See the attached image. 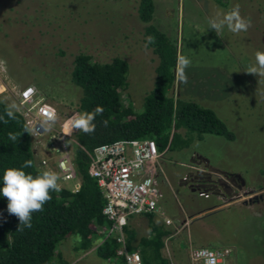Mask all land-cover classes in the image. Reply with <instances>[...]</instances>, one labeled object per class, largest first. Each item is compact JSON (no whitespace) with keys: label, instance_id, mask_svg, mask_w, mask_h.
<instances>
[{"label":"rangeland","instance_id":"374dc122","mask_svg":"<svg viewBox=\"0 0 264 264\" xmlns=\"http://www.w3.org/2000/svg\"><path fill=\"white\" fill-rule=\"evenodd\" d=\"M138 1L0 0V61H4L0 64V98L8 106L15 104L17 111L18 92L34 87L37 98L56 109L57 117L48 127L49 133L41 139L31 136L37 162L47 158L49 170L56 172L54 158L49 157L50 136L61 121L76 114L81 95L70 80L77 54H88L100 63L115 57L126 60L127 88L120 93L121 100L134 113L142 111L143 97L153 89L156 60L151 49L144 47L145 25L137 16ZM247 1L236 0L234 4H239L242 17L252 15V26L239 34L225 28L217 35L208 28V18L233 5L226 9L214 0H154L153 24L175 43L177 55L183 54L192 61L186 70L187 83L178 82L174 69L172 95L211 109L234 136L230 141L204 135L186 149L172 144L162 153L158 169L161 179L167 182L156 181L161 198L159 213L153 216L171 219L172 229L179 219H187L215 199L212 193L205 192L209 197L204 198L199 194L202 190L189 187L197 169L200 174H217L219 177L210 174L215 180L228 181L227 178L238 176L244 182L240 191L231 184L233 193L225 200L243 197L244 192L252 193L250 196L264 194V78L245 72L255 63V52H264V17L247 7L251 6ZM67 147L71 149L70 143ZM58 183L61 188L69 187L60 180ZM258 201L262 204L259 227L257 218L254 221L244 211L242 219L231 209L219 212L213 219L223 234H238L240 220L248 218L250 232L245 252L229 256L235 264H264V200ZM172 229L171 237L164 241L162 255L171 264H191L188 245H180V237ZM134 230L136 243L148 233L146 219ZM94 232L99 237L104 230ZM100 242L96 238L90 249L82 250L79 239L69 236L58 251L69 264H108L95 254ZM177 243L182 253L176 252Z\"/></svg>","mask_w":264,"mask_h":264},{"label":"trees","instance_id":"16d2710c","mask_svg":"<svg viewBox=\"0 0 264 264\" xmlns=\"http://www.w3.org/2000/svg\"><path fill=\"white\" fill-rule=\"evenodd\" d=\"M214 1L226 9L236 2L231 5V0ZM247 3L251 4L247 7L254 8L255 13L264 17V0L262 4L260 0H248ZM154 8V0H139L136 9L138 19L145 25L144 36L152 35L156 41L148 45L156 60L153 89L143 97L140 113L125 107L121 100L120 93L127 88L129 65L126 60L115 57L100 63L85 53L74 57L70 80L81 93L76 114L92 112L97 106L104 109L93 121V133L73 131L71 135L72 158L80 188L76 193L66 188H61L58 193L51 191L52 198L43 206L44 210L32 213L31 228L21 225L22 231L17 230L18 218L7 211V199L0 195V264H69L58 251L59 245L69 236L79 239L82 250L90 249L96 238L101 239L95 249L96 256L108 264H125L117 255V241L106 237L105 231L99 237L94 232L107 226L102 213L106 201L96 180L89 175L94 149L119 140L151 139L162 154L172 144L177 149H186L194 139L200 141L204 135L234 139L211 109L172 95L177 48L166 33L153 24ZM7 107L0 98V115H5ZM15 116L16 119L9 120L7 124L0 121V187L3 186L4 170L21 168L26 160L33 161V167L22 169L26 173L35 176L45 170L36 160L30 131L22 115L15 111ZM103 121H107L106 126ZM10 132L19 136L16 142L8 138ZM214 180L210 174H198L190 183L214 194ZM144 217L148 235L136 243L135 230L129 224L124 228L126 251L139 253L142 264H171L162 255L170 230L157 224L153 215Z\"/></svg>","mask_w":264,"mask_h":264},{"label":"built area","instance_id":"2783aa9c","mask_svg":"<svg viewBox=\"0 0 264 264\" xmlns=\"http://www.w3.org/2000/svg\"><path fill=\"white\" fill-rule=\"evenodd\" d=\"M19 112L29 128L30 135L41 139L49 133L45 117L56 109L37 98L34 87H26L18 92ZM72 117L58 124V128L50 136L49 157L54 158L59 180L67 184V188L76 193L80 188V180L76 173L72 158L73 130L70 129ZM70 143L71 149H68ZM154 140H119L94 149L89 166V175L97 182L106 201L102 211L107 221L105 236L114 238L118 245L117 255L125 264H142L139 253H128L124 243V228L129 219L137 216L155 215L159 213L161 192L157 187L158 160L161 158ZM40 166L50 169L47 158L40 160ZM208 198L205 192L199 193ZM171 225L170 220H165ZM221 256L210 249H193L191 260L196 264H220Z\"/></svg>","mask_w":264,"mask_h":264},{"label":"clouds","instance_id":"9594fccd","mask_svg":"<svg viewBox=\"0 0 264 264\" xmlns=\"http://www.w3.org/2000/svg\"><path fill=\"white\" fill-rule=\"evenodd\" d=\"M208 28L214 30L216 34L223 32L225 28L234 34L246 32L251 26V18L242 17L240 14L239 4L234 5L229 10H217L214 16L207 20ZM155 37L149 35L146 37L145 49L148 45L154 44ZM4 61H0V64ZM192 61L183 54H178L176 58L175 73L179 83H187L186 70L191 66ZM247 74L264 78V52H255V63L249 65L245 71ZM16 105L10 104L5 109V115H0V121L7 124L9 120H15ZM104 109L97 106L92 112L77 113L72 117L70 129L73 131H81L85 134H91L95 131L93 121L97 115H101ZM7 116L8 119H5ZM54 113H49L45 117V124L48 127L55 122ZM105 126L107 121H103ZM27 132V131H26ZM20 135V134H19ZM18 135L8 133V138L16 142ZM33 167L32 160H26L21 168H7L4 170L2 177V187H0V195L7 199V211L10 215H14L19 220L17 230L22 231L23 228H31V220L33 212H42L43 206L51 200V191L60 192L61 185L58 183L59 176L52 170H44L37 175L26 173L23 168Z\"/></svg>","mask_w":264,"mask_h":264},{"label":"crops","instance_id":"0c3cea01","mask_svg":"<svg viewBox=\"0 0 264 264\" xmlns=\"http://www.w3.org/2000/svg\"><path fill=\"white\" fill-rule=\"evenodd\" d=\"M158 168H157V173L155 175L156 179L161 180V182L163 181L167 182L166 180L161 179V176H160L161 171H159ZM188 169H191V168H188ZM197 170L195 174L200 175L201 172L199 173V170L198 171ZM188 174H191V171H189ZM210 174L212 175L214 173H210ZM214 175L217 176V174H214ZM184 180H185V177L183 178L182 182H184ZM224 181L228 182L226 180ZM189 187H192V186L190 185ZM245 193L247 192H244V194ZM213 196H215V199L209 206L207 205L206 208L198 210L197 212L192 214L190 217H187V219H182V220L179 219L177 221V225H175L173 229L170 226L173 225L174 223L168 217L165 219L164 218L161 219V217L159 216H154V221L157 224H161L162 226H164V228L170 230V232H171V229L173 231L176 230L175 236H177L178 238L180 237L179 238L180 245H182L183 242H186V244L188 245V248H189L188 257H190L191 250L204 248V249L214 250L218 252L220 255H222L220 264H235L236 261H231V259H229V256L233 252L236 255L237 254L242 255L245 252L244 250L246 246L245 242L247 240L248 231H249L248 218H246L244 221L240 220L239 226H241V229H240V232L238 231V234L235 233L236 230L233 226L231 228H232V232L235 234L227 233V232L223 234V232H220L217 224L214 222L213 219L217 217L219 212L226 211L229 209L235 210L237 213H239L240 218L242 219L241 214L244 211V212H247L246 213L247 216L250 215L251 219H253L254 221H256V218H257L256 226L259 227L258 218H260L261 216L259 207H261L262 204L261 205L259 204L260 201H255L252 203H245L249 200L251 196L242 195L243 197H240V198L235 197V198L228 199V200H225L227 196H224L223 194L219 192L218 193L215 192ZM245 197L247 199H245ZM210 217H213L211 218L212 220H210ZM144 219L146 218L143 216L132 217L129 219L128 224L129 225L132 224L134 227L133 229H135L136 227H138L140 223L144 221ZM165 220H170L171 225H166ZM147 229H148V226H147ZM180 234L182 236H180ZM170 237L171 235L167 238H170ZM167 238L165 240H167ZM139 239L140 238H138V240ZM180 245H178L177 243L176 249L178 251L176 250V252L182 253L180 250ZM190 263L196 264L191 260V258H190Z\"/></svg>","mask_w":264,"mask_h":264},{"label":"flooded vegetation","instance_id":"af4514ba","mask_svg":"<svg viewBox=\"0 0 264 264\" xmlns=\"http://www.w3.org/2000/svg\"><path fill=\"white\" fill-rule=\"evenodd\" d=\"M227 179L229 181L228 184L229 185L233 184L232 186H235V189L238 191L239 190L238 187L240 186V181L236 177L235 178L231 177V178H227ZM213 182H215V185H214V187L212 186V189H214V191L216 193L219 192V193L223 194L224 196H229L233 193L232 187L228 186L226 184L227 182H225L224 180L218 179V180H214ZM190 185L192 186V188H191L192 190H194V191L200 190V188L195 186V184H190ZM241 189H242V187H241ZM258 200H264V196H262V198L257 199L256 201H258Z\"/></svg>","mask_w":264,"mask_h":264},{"label":"water","instance_id":"95a60500","mask_svg":"<svg viewBox=\"0 0 264 264\" xmlns=\"http://www.w3.org/2000/svg\"><path fill=\"white\" fill-rule=\"evenodd\" d=\"M235 177L240 181V186L238 187V189L240 190L241 187L244 186V182L238 176H235ZM250 195H252V193H250V192H247V193L244 194V196H250ZM262 196H264V194L258 195V196H255V195L254 196H251L249 198V200L247 202H245V203L255 202L257 199L262 198Z\"/></svg>","mask_w":264,"mask_h":264}]
</instances>
